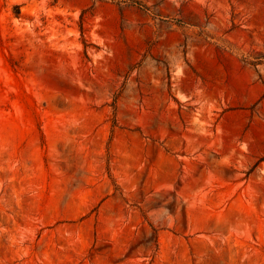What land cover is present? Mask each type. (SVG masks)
I'll return each instance as SVG.
<instances>
[{"label":"rangeland","instance_id":"1","mask_svg":"<svg viewBox=\"0 0 264 264\" xmlns=\"http://www.w3.org/2000/svg\"><path fill=\"white\" fill-rule=\"evenodd\" d=\"M0 264H264V0H0Z\"/></svg>","mask_w":264,"mask_h":264}]
</instances>
